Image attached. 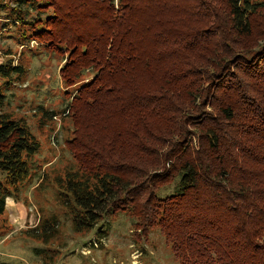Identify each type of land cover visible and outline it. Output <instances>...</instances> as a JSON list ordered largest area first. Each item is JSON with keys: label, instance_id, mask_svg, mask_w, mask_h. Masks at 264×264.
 <instances>
[{"label": "trees", "instance_id": "obj_1", "mask_svg": "<svg viewBox=\"0 0 264 264\" xmlns=\"http://www.w3.org/2000/svg\"><path fill=\"white\" fill-rule=\"evenodd\" d=\"M14 1L0 0V15L33 29L25 43L68 52L66 86L92 73L68 106L80 168L56 179L75 229L132 206L182 264H264V0ZM178 7L201 27L181 26ZM26 72L0 64V217L40 150L7 111ZM176 180L175 193L157 196ZM47 223L28 234L43 236Z\"/></svg>", "mask_w": 264, "mask_h": 264}, {"label": "rangeland", "instance_id": "obj_2", "mask_svg": "<svg viewBox=\"0 0 264 264\" xmlns=\"http://www.w3.org/2000/svg\"><path fill=\"white\" fill-rule=\"evenodd\" d=\"M173 1L179 6L194 2ZM14 2L7 0L9 9L16 7ZM182 9L176 10L181 26L190 20V24L200 28L197 19L193 23ZM160 10L158 7L157 14H163L160 17L174 18L173 11L161 13ZM37 14L38 10L30 11V16ZM10 20L0 15V64L11 60L14 65H23L27 72L11 92L7 111L28 124L40 143V150L33 158L34 170L23 186L20 201L8 198L6 214L0 217V264H182L161 229L150 228L132 206L106 216L90 230L75 229L72 215L58 200L56 179L80 168L70 146L78 130L68 106L92 73L87 71L75 85L66 86L62 68L68 52L63 49L59 53L35 40L25 43L21 34L32 33L33 29L14 26ZM6 24L10 26L7 28ZM156 25L159 31L166 29V21ZM257 25L258 22L255 28ZM41 107L54 112L56 117L50 118L51 114L41 112ZM177 185V180L164 185L157 190V196L162 199L170 196L176 192ZM46 220L43 236L28 234Z\"/></svg>", "mask_w": 264, "mask_h": 264}]
</instances>
